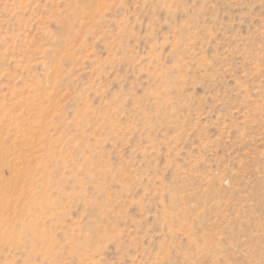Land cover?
I'll return each instance as SVG.
<instances>
[{
	"label": "rangeland",
	"instance_id": "374dc122",
	"mask_svg": "<svg viewBox=\"0 0 264 264\" xmlns=\"http://www.w3.org/2000/svg\"><path fill=\"white\" fill-rule=\"evenodd\" d=\"M0 264H264V0H0Z\"/></svg>",
	"mask_w": 264,
	"mask_h": 264
}]
</instances>
